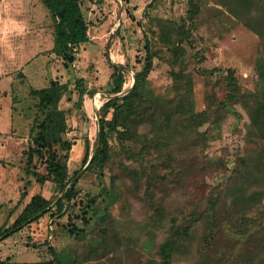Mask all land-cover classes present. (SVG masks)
Returning <instances> with one entry per match:
<instances>
[{
    "label": "rangeland",
    "instance_id": "374dc122",
    "mask_svg": "<svg viewBox=\"0 0 264 264\" xmlns=\"http://www.w3.org/2000/svg\"><path fill=\"white\" fill-rule=\"evenodd\" d=\"M81 3L90 41L74 51L75 61L66 62L54 49L50 51L48 44L42 45L44 51L48 50L47 55L32 59L27 68L21 62L16 64L13 58L4 59L0 100L12 103L16 128L0 142V230L11 228L34 195L50 199L53 210L0 242V264H38L54 258L51 249L60 264H159L153 254L156 246L150 252L143 248L150 230L155 234L154 245L165 236L162 224L152 223L154 206L162 204L165 215H174L180 222L194 212L201 216L208 200L218 193L217 188L222 191L223 201L229 199L228 187L236 180L237 158L261 145L248 133L250 109L229 98L231 88L227 80L231 70L242 92L261 95L264 91V80L257 72L258 59L264 55V41L246 25L252 19L264 22L260 0L251 4V14L243 16L234 12L237 0H203L194 20L188 14L187 0ZM1 7L7 16L3 20V42L11 54L21 44L16 39L21 34H12L13 24L27 23L32 18L41 20L47 30L45 37L55 39L54 19L47 15L50 10L43 0H0ZM11 9L14 13L10 20ZM162 25L182 31L183 42L176 47L165 44ZM176 40L174 34L173 41ZM148 42L152 59L145 79L147 95L169 110L188 106L205 111L210 105L206 118L197 127L204 142L188 149L176 145L166 171L159 153L155 158L149 156L142 167L111 137L110 162L102 171L87 169L89 162L85 164L84 159L88 143L93 155L99 137L100 109L114 86L111 64L127 67L121 93L128 92L136 74L145 69ZM172 71L179 75L172 77ZM53 81L65 87L59 107L65 112L67 127L62 143L55 144L52 151L68 167L69 178L83 168L78 176L79 196L70 204L66 202L62 213H57L55 207L64 194L61 185L51 178L44 184L37 180L38 174L48 173L49 153L40 155L35 151L40 128L35 119L43 120L47 110L39 109V99L32 91L47 88ZM78 91H83L82 105L75 106ZM97 96L99 107L93 104ZM262 100V96L252 97L248 105L256 106ZM169 164L178 171L171 170ZM156 168H163L160 171L164 179L155 178L150 187L148 177ZM93 197L96 202L88 208V200ZM220 204L217 214L221 226L213 253L219 263L214 260L212 264H235L237 255H241L237 264H264V252L259 254L256 248L264 242V205ZM205 227L202 221L200 232ZM254 231L260 234L250 244L248 237ZM198 237L192 252L177 257L174 264H197L201 256L196 252L201 249ZM249 256L252 262L246 263Z\"/></svg>",
    "mask_w": 264,
    "mask_h": 264
},
{
    "label": "trees",
    "instance_id": "16d2710c",
    "mask_svg": "<svg viewBox=\"0 0 264 264\" xmlns=\"http://www.w3.org/2000/svg\"><path fill=\"white\" fill-rule=\"evenodd\" d=\"M43 1L54 19L56 30L54 51L62 56L66 62L75 61L74 51L82 44L90 41L89 28L81 0ZM187 1L190 6L188 14L190 19L194 20L193 18L198 15L201 9V2L203 0ZM254 1L257 0H237L238 3H235V14L237 16L251 14V4ZM261 1L259 10L262 12V16H264V4H261ZM253 21V19L248 21L246 25L257 32L264 41V22ZM164 27L165 29L161 38L165 44L176 47L178 42H183L184 33L182 31L175 30L172 25ZM174 34L177 36L176 41H173ZM146 46L148 56L145 69L136 74L135 82L128 92L121 93L124 91L126 81L125 71L127 67L118 63L111 64L114 86L109 91V94H111L109 99L100 109L99 137L93 155L90 154V144L88 143V153L84 159L85 164L89 162L87 169L93 168L102 171L110 162L112 157L111 137L118 141L122 146H120L121 150L125 151L124 153L135 161H138L142 167L150 160L148 159L149 156L155 158L156 154L159 153L162 155L161 159H163L161 165L166 171L169 169V166L167 168L168 159H171L176 145L188 149L191 145L204 142L203 133L198 131L197 127L206 118L211 108L210 105L207 106L205 111H197L194 107L188 106L169 110L164 107V104L157 103L147 95L145 79L150 71L152 57L149 42ZM257 72L260 80L263 81L264 55L258 59ZM171 75L172 77H176L179 74L172 71ZM227 80L231 88L229 98L234 102L244 103L250 109L251 122L248 125V133H250L253 141L256 143L261 142V145L258 150L252 153L249 151L248 154L237 158L235 169L236 180L234 181V185L228 187L229 199L227 201L230 204L222 200V191H220V188H217L216 192L218 193L212 195L208 200V206L202 211L203 214L201 216L194 212L190 218H183L182 222L174 215L167 217V214L165 215L166 210L162 204L159 203L154 206L151 217L152 223L162 224L161 229H163L165 236L158 245H154L155 234L150 230L147 244L143 248L150 252V248L156 246V252L154 251L153 254L155 253L158 257L159 264H174L177 257L189 255L194 249L195 240L199 235L197 241H200L201 249L196 252L200 253L201 256L198 255L199 260L197 264H212L214 260H216L215 263H219L217 258L213 257V253L221 226L217 214L220 202H223L225 205H240L243 207L257 203L264 205V100L260 101L256 106L248 105L252 97L261 98L262 96L264 99V91L261 92V95L260 92H242L231 70L228 71ZM64 90V86L53 81L47 88L32 91V95L39 99V109H42L44 112L47 110L43 120L35 119L36 124H39L40 127L35 139V151L40 155H43L45 152L49 153L47 160L48 173L47 175L38 174L37 180L41 184H44L51 178L61 185L64 194L56 203L57 213L64 211L66 202L70 204L78 198V176L83 169L81 168L75 172L74 176L69 178L68 167L62 165L56 152L52 151L55 144L62 143V134L67 127L65 112L59 107ZM78 93L79 96L74 103L75 106L82 105L83 98H81V95L83 91H78ZM95 93L96 91H91V94ZM70 99L73 101V97H70ZM49 108L51 109L48 111ZM109 115H111L110 119L108 118ZM142 128L146 130L142 132ZM90 156H92L91 160ZM32 157L33 155L30 158ZM169 165L171 166V170L178 171L174 166ZM163 168H156L153 172H150V176L148 177L150 187L155 178L164 179L160 171ZM95 202V197L91 198L90 202L88 200V208L92 207ZM52 204L53 202L50 199L39 194L34 195L11 228L5 231L0 230V242L51 212L53 210ZM85 212L87 210L83 211V213ZM202 221L205 222L206 227L200 232L199 226ZM263 226L261 229L264 230ZM259 234V231L251 233L248 237V243L253 244V241H256V237ZM262 241L264 240L262 239ZM253 248L254 250L257 248L259 254L263 253L264 242L263 244L260 243L256 248L251 247L252 250ZM51 250L54 258L38 264H60V259L56 252L53 249ZM151 256L154 257L152 259L156 260L154 255ZM238 256L241 255H237L234 260L235 264L241 262ZM247 260L252 262V257H247L245 259L246 263Z\"/></svg>",
    "mask_w": 264,
    "mask_h": 264
},
{
    "label": "crops",
    "instance_id": "0c3cea01",
    "mask_svg": "<svg viewBox=\"0 0 264 264\" xmlns=\"http://www.w3.org/2000/svg\"><path fill=\"white\" fill-rule=\"evenodd\" d=\"M12 12L14 13V9H11V11H9L10 20L13 18L11 16ZM47 15H50V18L52 17L51 13ZM4 19H7V16L4 15V11L2 10V7H1L0 9V73H1V70H2V73H5L4 71V62H5L4 59L5 58H13L16 60L15 61L16 64L21 62L23 64L21 66H24L25 68H27L30 65L29 63L32 59L39 58L40 56L44 57L47 55L48 50L44 51V49L42 48L43 47L42 45L48 44L49 45L48 48L50 49V51L54 49V43H55L54 38L49 37V39H47L45 37L47 30L44 28L45 27L43 25L44 22H42L41 20L37 21L32 18L28 20L27 23H23V24L16 23V24H13V26L11 27V30L13 31L12 34L13 33L21 34V36L16 38L21 41V44L19 48L18 46H15L16 49H14V54H11L10 49H8L4 45V42H3L5 40V37H4L5 27L3 24ZM46 20H47V17H46ZM32 27L34 29H32ZM36 35H40V36H36ZM13 116H14V111H13L12 103L9 101L0 100V142L1 140H4L10 137V136L7 137L6 135L7 133L15 130L16 127L13 124Z\"/></svg>",
    "mask_w": 264,
    "mask_h": 264
},
{
    "label": "bare ground",
    "instance_id": "6f19581e",
    "mask_svg": "<svg viewBox=\"0 0 264 264\" xmlns=\"http://www.w3.org/2000/svg\"><path fill=\"white\" fill-rule=\"evenodd\" d=\"M93 104H94L96 107H99V106H100V99H99V96H97V97L94 99Z\"/></svg>",
    "mask_w": 264,
    "mask_h": 264
},
{
    "label": "water",
    "instance_id": "95a60500",
    "mask_svg": "<svg viewBox=\"0 0 264 264\" xmlns=\"http://www.w3.org/2000/svg\"><path fill=\"white\" fill-rule=\"evenodd\" d=\"M98 121L100 122V118L98 119ZM92 156L90 157V160H91Z\"/></svg>",
    "mask_w": 264,
    "mask_h": 264
}]
</instances>
